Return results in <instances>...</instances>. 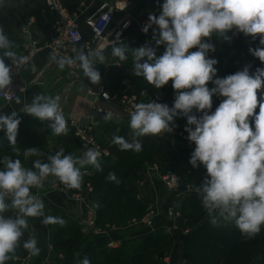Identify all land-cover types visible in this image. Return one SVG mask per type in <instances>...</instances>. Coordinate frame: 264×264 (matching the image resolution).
<instances>
[{"label": "clouds", "instance_id": "clouds-1", "mask_svg": "<svg viewBox=\"0 0 264 264\" xmlns=\"http://www.w3.org/2000/svg\"><path fill=\"white\" fill-rule=\"evenodd\" d=\"M153 25L157 26L153 29L156 45L165 46L162 55L157 57L156 49L147 44L129 48L120 42L119 34L111 41V55L126 61L130 51L133 74L143 77L156 89L171 81L176 93L173 106L156 100L136 104L129 120L133 140L129 142L122 136H114L112 143L121 151L140 152L143 145L138 138L158 136L165 131L171 133L174 118L186 117L184 130L189 142L195 144L189 163L193 168L202 164L206 169L204 179L194 186V191L211 224L234 222L243 237L254 238L264 225V94L258 98V92L264 88V68L250 74L249 66H245L235 74L214 79L217 60L208 58L207 54L215 51L210 42L214 34L229 41L231 37L227 33L235 28L236 33L254 40L259 36V46L249 48V52L264 63V0H164L159 15L150 14L142 31L147 33ZM13 47V42L0 28V50H3L0 91L9 89L13 68L29 63V57L18 56ZM86 47L74 49V56L53 59L60 69L78 64L92 84H99L101 74L95 65L107 64L104 46L85 51ZM192 48L198 50L190 52ZM5 58L11 63L6 64ZM209 82L214 87L209 88ZM214 96L224 99L211 111ZM15 102L22 103L19 97ZM19 111L49 122L48 127L56 136L68 133L59 95L35 94ZM105 118L111 119L112 114L108 113ZM20 123L17 111L0 114V130L5 132L17 157L21 154L15 147ZM43 155L35 147L23 151L25 160ZM100 155L95 148H87L82 156L65 154L61 149L49 155L48 162L35 160L31 168L24 167L19 158L3 157L0 161L4 165L0 170V264L12 259L21 246L29 228L27 218L42 217L44 226L66 223L62 217L45 215L43 200L31 189L42 188L49 177L57 178L70 189H79L84 175L82 169L92 166L102 171ZM107 179L119 182L113 172ZM9 212L14 215H6ZM22 247L30 256L41 252L34 236L23 241ZM80 264H90V261L85 257Z\"/></svg>", "mask_w": 264, "mask_h": 264}, {"label": "crops", "instance_id": "crops-1", "mask_svg": "<svg viewBox=\"0 0 264 264\" xmlns=\"http://www.w3.org/2000/svg\"><path fill=\"white\" fill-rule=\"evenodd\" d=\"M60 2L68 12H78L79 17L76 23L83 36L82 44L76 48L79 49L91 41V34L85 25L87 19L102 4L111 3L112 0H60ZM146 13L143 2L129 12L131 17L138 20H142ZM55 23L56 17L44 8L42 0H6L3 6H0V28H3L9 40L13 42L12 50L16 51L18 56L24 55L26 45L31 40L41 48L27 67L12 78L16 97H19L22 103L17 104L16 98L10 103L0 101V114H11L12 111H17L21 118L18 133L20 135L25 133L19 136L23 145L16 147L21 153L17 157L13 149L3 148L7 138L5 132L0 130V161L4 156L22 158V151L27 147H35L44 153L43 156L30 157L32 162L28 164V168H31L37 159L48 162L47 157L61 149L65 154L82 156L87 148L91 147L73 138L74 128L69 123L71 119L77 120L80 124L93 123L95 140L101 149L109 153V157L99 159L102 171L92 166L82 169L84 175L79 189H70L55 177H49L42 188L31 189L34 195L43 200L45 215L62 217L66 223L64 226L58 224L44 226L41 223L42 217L27 218L29 228L22 237L21 246L17 248L20 252L17 257H23L24 253L28 252L22 247V243L31 234L37 239V246L41 249L40 258H47L53 230L58 227L61 233H64V238L77 241L78 246L86 240L99 244L98 250L107 249L108 242H115L117 246L122 243L128 251H131V246L139 245L143 247V252L152 258L162 246L160 245L161 238L166 236L168 247L165 248L167 251L165 255L168 256L171 264H178L179 260L191 264L186 260V245L190 237L193 238L195 234L186 233L189 230L183 224L188 219L183 220L184 215H182L179 220L182 225L179 229L177 224L173 226L164 219L162 212H159L160 209L166 207L168 202L164 200L162 192H157L154 184L161 174L169 172L161 170V161L156 156L158 152L152 155L151 158L155 160L152 162L146 159L143 152L129 154L121 151L119 146L112 143V139L123 131L120 124L129 126V121L125 123L116 121L117 126L113 124L107 126L91 117L93 103L85 91L87 89L94 92L103 90L113 98L127 92L131 88L129 83H125V80L132 74L131 55L127 53V62L119 61L111 55L112 45L103 50L107 64L97 63L95 65L101 74L99 84H92L80 68L74 75H68L67 66L60 69L53 59V57L63 56L64 50L60 48L59 53H54L52 48L48 47L59 38V34L53 29ZM145 36L153 37V31L145 33L133 29L125 34L120 42L128 45L131 40L144 41ZM2 51L0 50V55ZM5 62L9 64L11 61L5 58ZM126 63L129 64L126 66ZM35 94L60 96V105L68 122L67 135L56 136L48 127L49 122H42L38 118L19 111L24 103L31 102ZM104 107L115 111L111 114L119 119L120 114L116 108V102L105 103ZM136 158L137 160H134ZM152 167L155 171L151 169ZM146 168L150 170L149 173L145 170ZM110 172L116 174L118 183L107 179ZM75 196H79V199H75ZM186 210L187 207L183 209V213ZM149 211L158 215L153 220L152 229L140 226L133 228L126 225L130 220L141 217ZM204 237L210 239L213 244L219 243V240ZM250 239L257 243L256 251L251 252L248 247H240L220 260L219 264H264V238L258 233ZM116 249L111 252L118 251ZM37 260L34 263H37ZM154 261H156L155 258Z\"/></svg>", "mask_w": 264, "mask_h": 264}, {"label": "rangeland", "instance_id": "rangeland-1", "mask_svg": "<svg viewBox=\"0 0 264 264\" xmlns=\"http://www.w3.org/2000/svg\"><path fill=\"white\" fill-rule=\"evenodd\" d=\"M5 1L6 0H0V6H3ZM144 1H145V3H143V4H145V10L147 11V13H146V16L143 17L142 19L148 21V17L150 14H155L158 16L159 11H160V7L163 4L164 0H144ZM148 32H150V31H148ZM227 35L229 37H231V39L229 41H226L222 37H218L215 34L213 35V37H211L210 42L214 44L215 51L214 52L209 51L207 56H208V58H214L217 60V64L214 65V67L217 69L215 78H224L228 75L235 74L238 71H242L245 66H249L250 74L255 73L257 68H264V63H262L258 58L254 57L249 52V48H255V47L259 46V36H257L256 39L254 40L251 36H246L243 33H236L235 28L232 31L228 32ZM145 39H144V41H140V42H137L136 40L135 41L131 40L127 46L129 48H137V47H140V46L147 44L148 46L156 49V56L157 57H159L160 55L163 54V52L165 51L164 45L157 46L153 37H146L145 36ZM205 40H208V38H205ZM197 50H198L197 48H192L189 51L192 52V51H197ZM128 54L131 55V52L129 51ZM144 59H147V58H144ZM127 64H129V63H126V66H127ZM130 68H132V63H131ZM125 83H129L131 85V88L128 89V91L123 93V94L135 96L138 103H141V102L147 103V102H150L151 100H156L159 103H166L169 107L173 106L176 93H175L174 89L172 88V82L171 81H169V83L167 85H165L163 88L156 89L154 86L149 84L143 77H137L132 72L130 77H128L125 80ZM208 87L212 88V87H214V85L211 82H209ZM123 94H121V95H123ZM261 94H264V88H262L258 92V98L260 97ZM121 95H119L118 97H120ZM222 99H224V98L223 97H217V96L213 97V107H212L211 111H215V108L219 105V103L221 102ZM112 111L113 110H111V112ZM256 111L258 112L259 108H257ZM113 112H115V111H113ZM194 112H195V110H194ZM196 114L199 115V113H196ZM118 118L120 119V120L118 119L119 120L118 123L121 122V119H125L121 115ZM129 120L130 119H127L126 121H129ZM186 124H187L186 117L179 116V117L174 118V125L176 127H178L183 132H186L184 130ZM253 127H254V124H253ZM21 135H25V133H23ZM21 135H20V133H18L17 144L15 147L23 145L22 142L20 141V137H19ZM121 135H122V137L124 135L126 140H128V141L133 140L132 130L127 125H126V128L123 129ZM154 137L162 138L163 140H165V142L172 145L176 150L175 154H174L175 157L173 159H170V160L164 159L163 156L159 152L156 154V156H158V158H159V161H161V167H162L161 170L164 171V170H168L169 168H173V170H174L173 173L161 174L159 176V178L156 179V184H154L156 189H157V192H162L164 194V197H165L164 200H167V202H168L166 207L164 209H160L159 212L160 213L162 212L164 219L169 221L170 223H172L173 226H176V224H177V227L179 229L181 227L180 225H182L179 223V220H181L182 215H184L183 220L188 219L187 221H184L183 226L188 227V230H189V232H187L188 235L189 234L190 235L195 234V236L193 238L190 237V240L188 241V243L189 244L194 243L200 247L198 249L193 248L192 250H190L186 260L188 263L190 261L191 264H204L203 251L208 247L220 246V243L213 244L210 239L204 237L200 233L203 225L206 222H210V218H209L206 210L202 207L201 203L198 204L194 208H187V210L184 211V213L182 210V205H183V203H186L187 200H192L193 195H195L192 193H190V194L185 193L186 188L189 187L194 191V186H197L204 179V177L206 175V169L204 168V166L202 164L199 165V167H197V168H193L192 165L189 163V159H190L191 153L194 151L195 145H181L178 141L172 140L169 136L162 134V133L159 134L158 136H154ZM3 148L8 149V150L13 149V147L9 144L7 139H6L5 145H3ZM22 155H23V153H22ZM13 159H16V157H13ZM19 159H21L23 166L27 167V168H28V164H30L32 162V159H30V157L27 160H25L24 157L22 156V158H19ZM134 160H137V158ZM147 160L155 162L154 158H150ZM156 162H158V161L156 160ZM115 165H116V163H115ZM3 167H4L3 163L0 162V170H3ZM148 167H150V166H148ZM151 169L153 171H155L154 167H152ZM145 170H147V168ZM147 172L149 173L150 170H147ZM170 174H176V176L179 178L178 185H179L180 191L182 192V193L180 192L181 196H180V204H179V208H178L179 209V211H178L179 212V219L177 220V222L170 221L166 217L167 209L174 202L173 193L168 190V188L166 187V182L164 180V177H166ZM8 214H14V213L13 212L6 213V215H8ZM150 214L154 215V219L158 217V215L155 214L153 211H149L146 214L142 215L141 217L130 220L129 222H127L126 225H129L131 223V221H139L144 216H147ZM159 216H161V215H159ZM226 223L221 221L218 225H224ZM232 223H234V222H232ZM135 227H139V226H135ZM135 227H133V228H135ZM63 234L64 233H61L60 228H58V227H56L53 230L52 243H51V247L49 248V253H48L47 258H45V259H43V257L40 258V254L38 256H30L28 252L24 253V256L19 258V257H17V254H20V252L18 250H16L13 258L10 259L9 261H7L6 264H64V262L66 260L67 251L69 250V248L71 246H73L75 248L77 247V249H76L77 253H80V252L84 253V248L87 245V243L89 242V240H86L82 245L78 246L77 241H74L73 239H69L67 237L64 238ZM30 236H31V234H30ZM166 239H167L166 236L161 238L160 245H162V246H161V248H159V251L154 254L153 260L155 257H158V256H160V257L166 256L165 254H167V251L165 250V248L168 247V241ZM244 242L250 243L251 239L245 238ZM117 247H118L117 248L118 251L122 253L121 255H123L125 253H132L134 251L141 252L144 250L142 246L133 245V246H131V248H132L131 251H128L127 248H125L124 245H122V243H119V246H117ZM111 250H114V249L107 247V249L104 250V252H102V253H101V250H97V254H98L97 257L103 259L104 257L107 256V254H109L111 252ZM94 251H95V249H94ZM94 251H92L90 253L94 254L95 253ZM164 251H166V252H164ZM90 255L87 254V258L89 259L90 262H92V259L89 258ZM36 259H38L37 263H34V261ZM154 262L156 264H159L157 261H154Z\"/></svg>", "mask_w": 264, "mask_h": 264}, {"label": "built area", "instance_id": "built-area-1", "mask_svg": "<svg viewBox=\"0 0 264 264\" xmlns=\"http://www.w3.org/2000/svg\"><path fill=\"white\" fill-rule=\"evenodd\" d=\"M144 0H112L111 3L102 4L86 21L85 25L91 34V41L87 45V49H96L101 44L104 46L103 50L112 45L113 40L116 39L117 34H119V40L121 41L125 34L135 29L139 32H143L142 28L148 22L147 20H138L130 16L129 12L132 8L141 4ZM44 8L56 17V23L53 27L54 31L59 34V38L52 44L51 47L54 53H59L60 48L64 50L63 56H73L74 49L77 48L83 42V36L77 27V19L79 17L78 12H68L61 4L60 0H42ZM157 26L153 25L148 31H153ZM40 47L35 41H29L25 48V53L23 56L29 57L30 60L40 51ZM11 63V62H10ZM9 63V64H10ZM26 65H19L13 68V78L19 75L25 68ZM68 75H74L76 71L79 70V66L75 65L73 67H68ZM14 85L11 83L9 89L5 91H0V101L4 103H10L16 98V91ZM86 95L92 100L93 107L92 111H97L98 113L108 114L112 113L111 109H106L104 104H110L111 102H116V108L119 110V114L127 120L130 119V113L134 110V106L138 104L135 96L123 94L120 97L113 98L103 90L94 92L87 89ZM110 108V107H109ZM120 120V119H119ZM118 120V121H119ZM70 126L74 128L72 136L78 142L86 144L91 148H95L100 152L99 159L109 157V153L100 148L97 144L95 137L93 135L94 126L93 123L80 124L77 120L71 119ZM169 136L172 140L178 141L181 145H195L189 142L187 139L188 133L181 131L175 125L173 126V131L162 132ZM166 182V187L169 191L173 193L174 202L166 211V217L170 221L177 222L179 219V204L181 191L178 185L179 178L176 174H170L164 177ZM181 192V193H180ZM185 193L196 194L191 188L187 187ZM75 199H79V196H75ZM154 215L144 216L139 221H131L129 224L132 227L140 226L143 228L152 229L154 227L153 223ZM187 233V232H186ZM108 248L116 249L117 244L115 242H108ZM155 260L159 264H171L168 256H158ZM178 264H185L183 260H179Z\"/></svg>", "mask_w": 264, "mask_h": 264}, {"label": "trees", "instance_id": "trees-1", "mask_svg": "<svg viewBox=\"0 0 264 264\" xmlns=\"http://www.w3.org/2000/svg\"><path fill=\"white\" fill-rule=\"evenodd\" d=\"M145 3V1H143ZM145 5V4H143ZM215 78V77H214ZM103 125L113 124V126H117L116 122H104L100 121ZM120 128L122 130L126 128L125 124H120ZM122 131L120 132L119 136L121 135ZM122 136V135H121ZM124 139L126 140L125 136L123 135ZM143 147L140 152H143L146 159H150L155 152H159L164 159L170 160L173 159L175 156V148L170 145L169 143L165 142L162 138L154 137V136H145L138 138ZM128 141V140H127ZM132 140H129L131 142ZM129 154L138 153L134 151H126ZM169 173H173V168H169L167 170ZM167 173V174H169ZM191 201V202H190ZM201 203L200 197L198 194L193 195L192 200H187L186 203H183L182 210L187 208H194L198 204ZM184 206V207H183ZM226 223V222H225ZM200 233L203 236H207L213 240H219L220 246L208 247L203 251L204 255V264H219V261L226 257L232 251L240 248V247H248L251 252L256 251L257 243L255 241H251L250 243H245V237L241 235L239 230L235 227V225L231 222L226 223L224 225H212L211 222H206ZM260 234L262 238H264V225L261 226ZM100 245L89 241L84 248V253L80 252L77 253V247L71 246L67 251L66 260L64 264H80V262L87 257V254L90 255L92 251L95 249V253L90 255V259L92 262L90 264H156L153 258L145 254L143 251L138 252L134 251L132 253H122L119 251L110 252L107 254L106 257L99 258L97 257V250ZM200 246L187 244L186 245V259L188 253L193 248L198 249ZM106 250L105 248H101V253ZM254 250V251H253Z\"/></svg>", "mask_w": 264, "mask_h": 264}, {"label": "water", "instance_id": "water-1", "mask_svg": "<svg viewBox=\"0 0 264 264\" xmlns=\"http://www.w3.org/2000/svg\"><path fill=\"white\" fill-rule=\"evenodd\" d=\"M107 115L106 114H102V113H98L97 111H92L91 117L92 119L95 120H99V121H104V122H116L118 121V119L116 117H113L111 119H106ZM121 122L125 123L126 120H121Z\"/></svg>", "mask_w": 264, "mask_h": 264}]
</instances>
